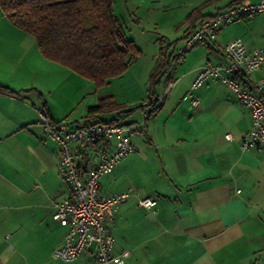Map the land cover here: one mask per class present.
I'll return each instance as SVG.
<instances>
[{
	"label": "crops",
	"instance_id": "0c3cea01",
	"mask_svg": "<svg viewBox=\"0 0 264 264\" xmlns=\"http://www.w3.org/2000/svg\"><path fill=\"white\" fill-rule=\"evenodd\" d=\"M240 1L113 0L127 35L144 21L161 23L152 17L159 10L171 29L161 36L174 35L172 45H159L169 44L164 51L172 58L154 89L158 95L170 85L165 101L153 114L141 109L134 150L100 178L101 194L132 193L104 222L114 252L130 251L123 264H264V150L240 149L250 110L221 81L208 79L194 89L195 105L187 96L202 66L229 63L224 46L232 39H223L221 27L214 40L196 44L175 62L172 56L204 17ZM196 7L200 18L191 25L187 16ZM235 38L249 47L264 41ZM63 74L77 80L75 72L43 57L34 36L0 9V264H95L94 247L73 261L52 257L66 227L51 215L70 189L59 173L58 144L38 122V112L45 110L53 121L67 117L72 102L64 105L61 98ZM236 76L241 86L262 94L261 70ZM93 105L81 110L79 120H67H107L102 113L86 116ZM147 196L156 200L155 211L137 206V198Z\"/></svg>",
	"mask_w": 264,
	"mask_h": 264
},
{
	"label": "built area",
	"instance_id": "2783aa9c",
	"mask_svg": "<svg viewBox=\"0 0 264 264\" xmlns=\"http://www.w3.org/2000/svg\"><path fill=\"white\" fill-rule=\"evenodd\" d=\"M261 12H264V0H242L204 17L196 28L185 35L183 45L175 48L173 61L196 44L214 40L221 27ZM224 52L229 63L202 66L187 96L195 105L198 99L192 91L208 79L227 84L250 110L251 125L240 137V149L264 150V41L260 46L249 47L240 38H234L225 44ZM257 69L262 71V77L257 82L262 94L241 86L236 76L241 70L250 72ZM169 87L167 85L161 94H149L141 104L160 106ZM38 116V122L58 144L59 173L70 189L68 197L55 202L51 215L52 221L66 227L62 241L52 251V257L65 262L73 261L93 245L95 264H123L130 251L114 252L115 239L104 222L132 193L127 190L101 194L100 178L111 174L115 166L134 150L131 137L140 132L142 124L111 122L104 118L76 123L53 121L42 110H39ZM225 137L228 140L234 138L230 133H226ZM136 204L155 211L156 200L150 196L139 197Z\"/></svg>",
	"mask_w": 264,
	"mask_h": 264
},
{
	"label": "trees",
	"instance_id": "16d2710c",
	"mask_svg": "<svg viewBox=\"0 0 264 264\" xmlns=\"http://www.w3.org/2000/svg\"><path fill=\"white\" fill-rule=\"evenodd\" d=\"M0 9L13 24L34 36L43 57L93 80L96 86L121 76L141 54L115 14L113 0H0ZM199 9L187 16L191 25L200 18ZM166 47L160 48V59L150 73L149 94H154L159 77L171 66ZM107 99L105 96L89 106L86 116L102 113ZM140 107L153 113L161 106Z\"/></svg>",
	"mask_w": 264,
	"mask_h": 264
},
{
	"label": "rangeland",
	"instance_id": "374dc122",
	"mask_svg": "<svg viewBox=\"0 0 264 264\" xmlns=\"http://www.w3.org/2000/svg\"><path fill=\"white\" fill-rule=\"evenodd\" d=\"M117 6V10H118ZM165 11L159 10L154 12L152 17L158 19L163 18L161 23L154 24L151 20L144 21L140 27L133 26V29L127 31L128 36L132 38L135 43L141 48V54L133 61L130 66L124 71L121 76L113 78L108 84L96 86L94 81L76 73L75 78L68 79L64 74L62 75L61 98L64 105L69 102L71 110L67 117L62 120H79L84 115L81 111L85 106L91 104H98L101 98L107 96L105 101V109L102 116H105L108 121L112 117H118V121L122 123H137L141 117L140 104L149 95V76L150 71L153 70L154 61L159 57V45L170 41L173 44V36L162 37L163 34H171L169 29V22L165 20ZM146 27V28H143ZM223 34V39H234L235 37L255 38L264 36V12L251 14L240 18L226 26L219 32ZM172 42V43H171ZM166 44L165 46H168ZM159 48V49H158ZM152 69V70H151ZM96 90H98L96 92ZM96 93L92 94L93 92ZM95 99V100H94ZM94 102V103H92ZM67 107V106H64ZM145 108V107H144ZM153 114V113H152ZM94 121L95 119H91ZM93 247V245H91Z\"/></svg>",
	"mask_w": 264,
	"mask_h": 264
}]
</instances>
